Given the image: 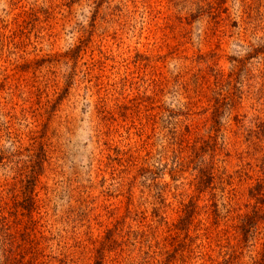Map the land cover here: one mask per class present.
Masks as SVG:
<instances>
[{"label":"rangeland","instance_id":"1","mask_svg":"<svg viewBox=\"0 0 264 264\" xmlns=\"http://www.w3.org/2000/svg\"><path fill=\"white\" fill-rule=\"evenodd\" d=\"M257 3L264 12V0H0V181L6 188L18 173L20 190L35 179L31 217L19 208L15 223L27 227L33 247L23 253L27 239L17 236L15 264H156L152 250L162 254L158 264L222 260L224 219L214 226L198 215L186 237L161 226L146 241L142 232L153 221L157 185H167L169 221L179 194H192L182 186L188 173L174 182L168 171L173 115L182 119L188 104L190 122L203 130L206 109L240 84L242 101L222 129L230 156L220 165L229 173L247 149L233 115L264 120V54L227 83L232 59L246 58L245 46L264 33L245 9ZM159 152L169 165L155 177ZM127 157L136 166L126 173ZM251 257L264 264L261 241L238 262Z\"/></svg>","mask_w":264,"mask_h":264},{"label":"trees","instance_id":"2","mask_svg":"<svg viewBox=\"0 0 264 264\" xmlns=\"http://www.w3.org/2000/svg\"><path fill=\"white\" fill-rule=\"evenodd\" d=\"M259 6L260 3L254 7L252 5L245 6V9L249 8L250 14L248 13V16L253 10L256 12L253 18L255 21L251 18L254 31L258 28L264 29V26L261 27L264 12L259 10ZM256 45L245 46L246 55H248L246 58L232 59V65L227 74L229 85L232 83L233 77L237 78L236 76L241 74L247 59L260 58V55L264 54V33L258 38ZM220 73H222L221 76L224 75L223 71ZM233 89L232 93L221 94V97H217L213 104L206 109L209 110V115L204 121L203 130L190 122L193 113L190 111L191 108H188V104L185 105L186 110L177 114L183 116L182 119L175 120L176 115L172 116L174 121H170L171 127L166 136L167 145L163 149L164 153H170L171 165L168 171L174 182L180 179L183 173H188L189 177H184L188 180L185 183L182 182V186L187 185L192 194H179L173 207L175 217L169 221L164 214L168 205L165 203V197H163V191L167 185L155 186L157 188L155 193L157 206L152 210L151 218L153 221L151 224H147L146 230L142 232L146 241H150L155 229L161 226L169 232H174L175 237H180L182 234L186 237L189 228L198 215H204V219L210 220V224L214 226H219L221 220L224 219L223 225L225 226L219 230L217 235L220 243L219 256L222 260L211 259L212 264H239L238 260L243 251L257 241H261L264 248V120L262 118L248 119L246 115L240 113L233 115L232 120L236 128L234 134L237 135L240 130L244 132V142L247 144V149L240 152L241 162L236 170L229 173L225 167L220 165L230 156L226 136L222 129L224 123L230 119L232 111L241 103L243 96L237 81L234 82ZM207 124H209L208 127ZM260 151L262 153L258 155ZM2 152L0 150V153ZM222 152L224 155L221 158ZM158 154L160 157L155 159L158 162L155 167V177H160L161 171H164L169 165L168 162L161 164L162 154L161 152ZM3 159L5 158L0 156V161ZM142 164L139 163L138 170L141 173L148 172ZM134 165L136 166V163L133 162L132 157H127L123 172L127 173L130 167ZM149 172L152 173L153 171L150 170ZM17 175L18 173L12 177L15 182L8 184L6 188L2 187L0 181V254L3 258L1 264L18 262L13 257L15 252L13 245L17 236L22 237L23 240L27 239L22 246L23 253L28 252L33 247V240L25 238L29 237L27 227L20 229L17 228L16 224H18L17 220L19 219V208L26 210V213L23 211L20 213L23 217H31L34 206L32 192L35 179L28 177L24 180L25 183L22 179L18 180L20 184L23 183L20 185L22 189L19 190L17 189ZM241 183L247 184L244 190H240L239 186H236V184ZM179 187V184H174L175 189H179ZM225 192L227 193L225 195L226 200L219 202V199L224 197ZM202 195L207 196V199H205V204L200 207L198 201ZM19 197H22L23 201H20ZM119 225L121 222H117L114 229H118ZM114 229L108 230L107 238L111 237ZM204 229L207 230L208 226ZM25 244H29V246L26 247ZM161 255L157 254L156 251L153 255L152 250V254L147 256L152 261L154 259L158 264L161 263V260L157 258ZM162 264H169V262ZM251 264H260V262L251 257Z\"/></svg>","mask_w":264,"mask_h":264}]
</instances>
